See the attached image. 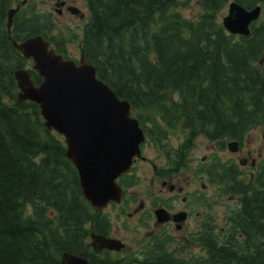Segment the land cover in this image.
Here are the masks:
<instances>
[{
    "label": "trees",
    "instance_id": "1",
    "mask_svg": "<svg viewBox=\"0 0 264 264\" xmlns=\"http://www.w3.org/2000/svg\"><path fill=\"white\" fill-rule=\"evenodd\" d=\"M19 1L0 0V264H64V252L82 253L95 264H264V161L248 176L237 160L217 156L200 171L218 195L237 200L222 223L203 215L191 235L203 251L173 248L190 242L188 231L185 237L157 232L119 254L87 247L90 231H110L114 218L84 196L64 137L47 127L40 104L19 98L15 71L28 58L14 40L48 36L52 26L48 12L43 19L38 9L22 7L10 32L7 10ZM86 1L87 58L119 96L130 99L149 140L177 163L174 169L186 160L183 147L198 135L221 146L228 139L243 141L264 122V10L252 35L234 42L220 18L228 0H201L195 20L175 11L177 0ZM173 12L188 25L171 21ZM172 130L184 135L182 151L170 150L176 156L164 148ZM157 169L163 175L170 168ZM131 177L128 184L139 182L137 173ZM136 198L127 193L124 205ZM206 199L205 193L198 198Z\"/></svg>",
    "mask_w": 264,
    "mask_h": 264
},
{
    "label": "water",
    "instance_id": "2",
    "mask_svg": "<svg viewBox=\"0 0 264 264\" xmlns=\"http://www.w3.org/2000/svg\"><path fill=\"white\" fill-rule=\"evenodd\" d=\"M19 7L20 4L9 10L8 28ZM260 12V4L247 7L232 1L223 23L232 32L248 35ZM14 44L25 56L34 58V67L42 76L37 85L29 69H17L19 97L38 102L46 125L66 136L67 155L78 170L84 196L98 207L112 198L119 201L122 187L117 178L129 169L134 156L140 154V143L145 139L138 118L130 115V100L120 99L107 82L96 76L95 67L88 61L83 59L78 65L49 48L42 34L28 36L20 42L15 39ZM229 147L237 149L238 141H230ZM156 212L159 221L171 217L164 207ZM186 215V211H179L174 219L181 221ZM93 237L96 250L124 246L119 239L103 234ZM62 260L64 264H92L85 257L67 252Z\"/></svg>",
    "mask_w": 264,
    "mask_h": 264
},
{
    "label": "rangeland",
    "instance_id": "3",
    "mask_svg": "<svg viewBox=\"0 0 264 264\" xmlns=\"http://www.w3.org/2000/svg\"><path fill=\"white\" fill-rule=\"evenodd\" d=\"M27 3L23 5V7L28 10L32 9L34 11L38 9L39 11H41L40 15L43 17V19H45L43 15L44 12H47V10L52 11V19H54L55 22L59 26H61V28L58 30L57 27H55L52 33H56V39L66 40L68 46L66 53L69 56L75 58L79 57L81 48L80 37L82 36L83 30L81 26H75V23L80 22V24H84V21L87 19V17L85 19H79L78 16H74V19H71L72 17H70L68 14H59L55 8V0H30L28 6ZM79 5L86 11L89 18L86 1L79 0ZM201 7V0H188L187 5L178 3V5L174 7V9L182 12L184 15H195L198 10H201ZM227 10L228 4L223 8V12L221 13V15L226 13ZM261 17L263 18V14ZM52 19L50 14V22L52 21ZM70 27L75 28L79 35L75 36L74 30ZM33 63L34 62L32 59H28L24 66L32 67ZM150 123L151 122H149V124ZM183 138L184 135L181 134L180 131L172 130V132L170 133L169 141L171 142V145H179L182 142ZM143 147V153L147 157H149L150 160H147L146 158L138 159L137 164L134 167L133 172L137 173L140 176V180L137 184L132 185L129 189L137 197L136 200L129 201L130 210L135 207H140L141 204H143L144 209L139 210L141 216L142 213L146 210H151L154 214L155 208H158L160 204H162L164 199L169 202L167 207L171 209H174V207L175 209L181 207L180 209H184L185 203L182 200L183 196H185L187 193L190 196L193 195L191 191L195 189L201 190L203 192L209 186L208 192L210 193H205L207 195H210L212 198L210 199L209 197L210 202L209 204L205 205L208 213L203 212L205 209L201 206H197L196 209L200 212H203L202 215L211 214L213 219L215 218V220L219 221L220 223L224 222L225 214L227 213L228 209H232L235 205V202L237 200L236 195H229L225 193L220 195L215 194L214 187L207 182V179H205L206 177H203L199 173L194 172L193 168L183 169L179 172H177V170L169 169L163 175L155 173L153 163H156L157 165L159 164L160 166L167 165V155L165 154L164 150H162V152H159L155 143L153 141H150L149 138L144 142ZM241 147V151L240 148H237L236 150H229V148H226L220 151L222 160L235 159L239 162V159L243 156L247 157L249 161H251L252 159L260 160L261 158H264V122L249 130L246 137L244 138ZM213 149L214 146L210 139L204 134H200L197 136V140L195 141L194 146L192 147V149L187 151L186 155L187 157H190L191 165L195 167L203 161V156L205 155V153ZM250 151L251 155L249 153ZM241 165L243 166V171H245V173H247L246 175H248V167L246 168L247 164ZM152 178H155V180L152 181ZM164 181H166V184H163ZM204 182H206L207 184L206 187L204 185ZM171 184H176V188L174 190L170 189ZM179 186H184L182 191L178 190ZM212 191L214 194L211 193ZM116 207L110 206L106 209V212H109L114 218L112 227L113 231H111L110 234L123 237V239L129 244L136 245L141 240L145 241L148 238L149 233L153 232L154 229L158 230L159 227L156 223L161 225L160 222H157L155 215L149 217L147 219L148 223L144 224L143 226L138 225L136 217L129 218V216H127L126 214H122L119 218L116 216L119 207ZM197 218L201 219L200 216H197ZM129 225H131V227H128ZM165 225H168V223H165ZM195 227L196 218H192L191 222L187 224L186 229L175 228V225L173 224L168 225V229L172 230V228H174L173 232L179 237H185V232L187 230H195ZM189 237L190 238L188 239L190 240V242H185V240L183 241L185 242V245L187 244L186 246H183V243L180 244L181 246L173 243V248H175L176 250L192 249L193 251L197 249L200 243L197 240H194V238H191V235H189ZM199 251H201V249H197V252Z\"/></svg>",
    "mask_w": 264,
    "mask_h": 264
},
{
    "label": "flooded vegetation",
    "instance_id": "4",
    "mask_svg": "<svg viewBox=\"0 0 264 264\" xmlns=\"http://www.w3.org/2000/svg\"><path fill=\"white\" fill-rule=\"evenodd\" d=\"M64 1V3L63 4H61V6L60 7H58L57 8V10H58V12H59V14L61 13H65L66 15L68 14L70 17H72V18H74V14H75V12H74V8H75V6H78V4H79V0H63ZM67 21V20H66ZM65 51H67V48L65 49ZM82 52H84V47H83V44L81 45V51H80V53L82 54ZM197 140V138L194 140V142L192 143V145L190 146V147H186V146H184L183 147V150H185V154H184V156L186 157V160L185 161H183V162H181V163H179L178 165H180V167L179 168H177V169H174L175 168V166H176V164L177 163H175L174 164V160L171 158V157H169V156H166L167 157V165H165V166H169V168L170 169H172V170H177V172H179V171H181V170H183V169H188V168H193V170H194V172H197V173H199L201 176H203V177H205V175L200 171V169H201V167H204L207 163H206V161L210 158V157H212V156H217V157H221V155H220V151H222V150H224V149H226V148H229L228 147V142H229V140L230 139H228V140H226V141H222L221 142V144H223V145H221V146H219L218 145V142H219V140H210L212 143H213V146H214V149L213 150H211V151H209V152H206L205 153V155L203 156V161L202 162H200L198 165H196L195 167H193L192 165H191V160H190V157H187V151L188 150H190V149H192V147L194 146V144H195V141ZM244 141V140H243ZM243 141H241L240 142V151H241V149H242V144H243ZM183 140H182V142L179 144V145H171V142H168L167 141V144L165 145V150H168L169 151V153L172 155V156H176L175 154H173V152H171L170 150H172V151H179V152H181L182 151V145H183ZM230 150V149H229ZM250 153V155H251V151L249 152ZM179 156V155H178ZM145 158L147 159V160H150V158L149 157H147L146 155H145ZM184 159V158H183ZM205 160V161H204ZM229 160V159H228ZM240 160L242 161L241 162V164H247V166H246V168H247V172L249 173V175H252L254 172H253V168H255V165H256V159H252L251 161H249L248 160V158L247 157H241L240 158ZM182 165V166H181ZM160 166V165H159ZM153 167H154V172L155 173H157V171H158V169H157V164L156 163H153ZM238 167H239V170L241 171V173L242 174H247V173H245V171H243V166L242 165H238ZM203 170V169H202ZM155 180V178H152V181H154ZM163 184H166V181H164L163 182ZM204 185H205V187L207 186V184H206V182H204ZM176 188V184L174 185V184H171L170 185V189L171 190H174ZM184 188V186H179L178 187V190L179 191H182V189ZM208 189H209V186L206 188V190H204L203 192L201 191V190H198V189H195V190H193V191H191V193H193V195H189L188 193L185 195V196H183L182 197V200H183V202L185 203L184 204V206H185V208L184 209H180V208H178V209H175V207H174V209H171V208H169V207H167V205H168V201H166V202H163L162 204H160V205H163V206H165L168 210H169V212H170V215H172L173 213H177V212H179V211H181V210H186L187 212H188V215H187V218L185 219V220H183L182 221V223H183V226L181 227V228H179V229H186L187 228V224L188 223H190L191 222V220H192V218H197V216H200L201 218H202V214H203V212H205V213H208V210L206 209V207H205V205H207V204H209V202H210V199H209V197H210V195H208V199H206V200H204V201H202V200H198V198L202 195V193H210V192H208ZM172 202V201H171ZM200 204H204V205H202L201 207H203L205 210L203 211V212H200L199 210H197L196 209V207L198 206V205H200ZM171 206V205H170ZM141 209H144V206L143 207H139V208H136L135 210H134V213H138L139 212V210H141ZM157 208H155V210H156ZM155 210H154V214L152 213V211L151 210H146V211H144L142 214H144L146 217H152L153 215H155L156 216V214H155ZM194 212H196V213H194ZM200 221H201V219L199 220V225L198 226H200ZM180 222V221H179ZM178 221H175L174 220V216L172 215V217H170V219L168 220V221H166V222H164V223H162L160 226H159V232H165V231H167V232H170V231H172V230H170V229H168V225L169 224H173V225H175V228H177V224L179 223ZM102 223H104V222H102ZM165 223H168V225H165ZM157 225H159L158 223H156ZM197 230H199V227L194 231V233L197 231ZM187 239H188V237H186Z\"/></svg>",
    "mask_w": 264,
    "mask_h": 264
},
{
    "label": "bare ground",
    "instance_id": "5",
    "mask_svg": "<svg viewBox=\"0 0 264 264\" xmlns=\"http://www.w3.org/2000/svg\"><path fill=\"white\" fill-rule=\"evenodd\" d=\"M236 1V0H235ZM236 2H238V1H236ZM239 3V2H238ZM64 253H66V252H64ZM67 253H70V252H67Z\"/></svg>",
    "mask_w": 264,
    "mask_h": 264
}]
</instances>
